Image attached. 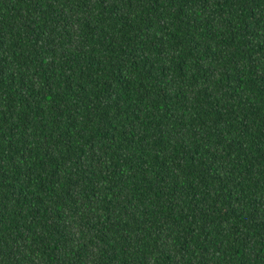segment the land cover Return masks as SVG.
Returning a JSON list of instances; mask_svg holds the SVG:
<instances>
[{
	"label": "trees",
	"instance_id": "obj_1",
	"mask_svg": "<svg viewBox=\"0 0 264 264\" xmlns=\"http://www.w3.org/2000/svg\"><path fill=\"white\" fill-rule=\"evenodd\" d=\"M0 264H264V0H0Z\"/></svg>",
	"mask_w": 264,
	"mask_h": 264
}]
</instances>
